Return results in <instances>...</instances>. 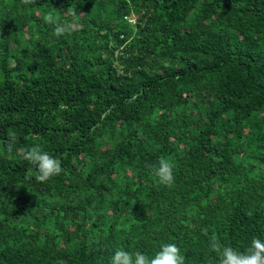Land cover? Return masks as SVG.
<instances>
[{
    "label": "trees",
    "instance_id": "1",
    "mask_svg": "<svg viewBox=\"0 0 264 264\" xmlns=\"http://www.w3.org/2000/svg\"><path fill=\"white\" fill-rule=\"evenodd\" d=\"M33 145L61 174L25 179ZM212 235L264 239V0H0V264H215Z\"/></svg>",
    "mask_w": 264,
    "mask_h": 264
},
{
    "label": "clouds",
    "instance_id": "2",
    "mask_svg": "<svg viewBox=\"0 0 264 264\" xmlns=\"http://www.w3.org/2000/svg\"><path fill=\"white\" fill-rule=\"evenodd\" d=\"M33 0H21L22 4H31ZM66 15L77 17L75 9L64 11ZM43 20L53 24L54 34L61 36L70 30L72 24H62L58 15L47 13ZM6 148L11 152L18 140L19 133L11 128L7 130ZM20 158L26 163L25 179H35L38 183H45L63 171L61 160L49 155L39 145L19 148ZM174 164L171 160L161 157L151 166L153 175L158 184L171 187L174 183ZM251 214V213H249ZM207 235V230H202ZM208 250L215 254V264H264V239L253 236L249 243L239 250L230 244L220 241L216 235L208 238ZM110 264H185V257L175 243H162L152 255L139 250L128 251L123 247L117 248L111 256Z\"/></svg>",
    "mask_w": 264,
    "mask_h": 264
},
{
    "label": "built area",
    "instance_id": "3",
    "mask_svg": "<svg viewBox=\"0 0 264 264\" xmlns=\"http://www.w3.org/2000/svg\"><path fill=\"white\" fill-rule=\"evenodd\" d=\"M126 20L132 25L135 24V19L134 18L128 17V18H126Z\"/></svg>",
    "mask_w": 264,
    "mask_h": 264
}]
</instances>
